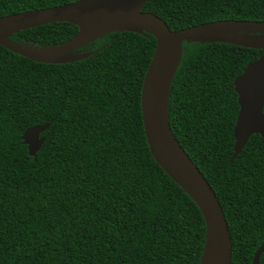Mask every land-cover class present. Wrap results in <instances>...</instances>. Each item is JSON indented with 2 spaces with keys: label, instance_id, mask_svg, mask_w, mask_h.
<instances>
[{
  "label": "trees",
  "instance_id": "obj_1",
  "mask_svg": "<svg viewBox=\"0 0 264 264\" xmlns=\"http://www.w3.org/2000/svg\"><path fill=\"white\" fill-rule=\"evenodd\" d=\"M80 0H0V17ZM172 31L223 20L264 22V0H149ZM79 28L52 23L9 41L47 50ZM156 49L144 31L113 33L44 64L0 45V264H200L204 216L154 159L141 92ZM264 49L185 40L169 120L224 210L232 264L264 245V138L232 160L240 111L234 81ZM50 125L34 159L23 133ZM259 264H264V251Z\"/></svg>",
  "mask_w": 264,
  "mask_h": 264
},
{
  "label": "water",
  "instance_id": "obj_2",
  "mask_svg": "<svg viewBox=\"0 0 264 264\" xmlns=\"http://www.w3.org/2000/svg\"><path fill=\"white\" fill-rule=\"evenodd\" d=\"M149 0H80L62 6L38 9L0 17V45L9 51L44 64H67L91 56L74 50L91 39L113 33H151L156 49L144 77L141 107L145 135L156 162L194 200L206 223V242L200 264H232V238L229 225L215 191L174 135L169 120L170 89L179 65L185 40L221 42L264 49V22L223 20L172 31L154 13L143 12ZM52 23H70L79 28L70 40L47 50L23 48L8 38L20 31ZM180 55L170 71L174 50ZM240 106L234 129L232 160L241 153L253 135L264 138V54L250 63L234 81ZM50 125L27 129L22 140L34 159L45 142L41 135ZM264 245L253 263L259 264Z\"/></svg>",
  "mask_w": 264,
  "mask_h": 264
},
{
  "label": "bare ground",
  "instance_id": "obj_3",
  "mask_svg": "<svg viewBox=\"0 0 264 264\" xmlns=\"http://www.w3.org/2000/svg\"><path fill=\"white\" fill-rule=\"evenodd\" d=\"M179 55H180V48H179V45H178L177 48L174 50L173 57H172V60H171V65H170L171 73L173 72V70L175 68V65H176V63L178 61Z\"/></svg>",
  "mask_w": 264,
  "mask_h": 264
}]
</instances>
